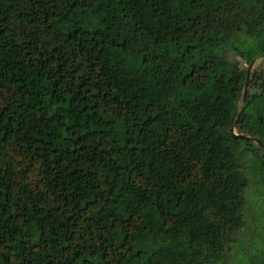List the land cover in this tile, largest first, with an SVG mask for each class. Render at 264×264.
<instances>
[{
  "label": "trees",
  "instance_id": "obj_1",
  "mask_svg": "<svg viewBox=\"0 0 264 264\" xmlns=\"http://www.w3.org/2000/svg\"><path fill=\"white\" fill-rule=\"evenodd\" d=\"M225 47L262 55L264 0H0V264H230L264 58L242 102Z\"/></svg>",
  "mask_w": 264,
  "mask_h": 264
},
{
  "label": "rangeland",
  "instance_id": "obj_2",
  "mask_svg": "<svg viewBox=\"0 0 264 264\" xmlns=\"http://www.w3.org/2000/svg\"><path fill=\"white\" fill-rule=\"evenodd\" d=\"M223 56L227 61L235 63L240 70L246 72L249 64H247L242 57L233 53L227 47L223 49ZM262 63L263 58H261V56L254 58V62L248 73V79L251 77L252 73L261 69ZM241 107L242 104L241 101H239L237 103V108L240 110ZM233 132L236 134L234 128ZM252 144L255 145V143ZM250 159H252L250 154L243 155V175L247 180V189L245 192L246 205L243 212L245 224L243 229L240 230L234 238V243L232 244L231 249L232 254L229 257L230 264L246 263V259L251 253L252 244L258 233V229L264 224V192L260 185L259 176L255 172Z\"/></svg>",
  "mask_w": 264,
  "mask_h": 264
},
{
  "label": "water",
  "instance_id": "obj_3",
  "mask_svg": "<svg viewBox=\"0 0 264 264\" xmlns=\"http://www.w3.org/2000/svg\"><path fill=\"white\" fill-rule=\"evenodd\" d=\"M261 58H264V52L262 53ZM253 62H254V59L252 61H250L249 65H248V67L246 69V75H245L244 86H243V91H242V102L245 100V88H246V84H247V81H248V73H249L250 67H251V65H252ZM242 110H243V106L239 110V112H238V114L236 116V120H237L238 116L240 115V113L242 112ZM229 133H230L231 137H233V138H242L244 140H250V141H252L253 143H255L256 145H258L264 151V147L257 140L252 139V138L245 137L243 135L235 134L233 132V127L229 129Z\"/></svg>",
  "mask_w": 264,
  "mask_h": 264
}]
</instances>
